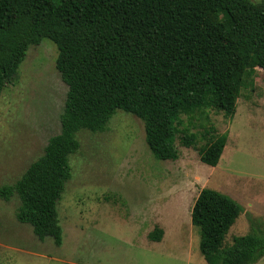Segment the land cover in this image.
<instances>
[{"label": "trees", "instance_id": "1", "mask_svg": "<svg viewBox=\"0 0 264 264\" xmlns=\"http://www.w3.org/2000/svg\"><path fill=\"white\" fill-rule=\"evenodd\" d=\"M43 38L56 45L55 66L68 87L60 132L19 179L0 186V198L16 195L17 220L60 245L57 205L77 133L104 131L117 109L143 121L157 159H178V139L202 162L218 164L227 134L208 112L232 117L255 69L264 70V0H0V95ZM195 117L205 122L200 130ZM241 211L224 193L199 191L190 219L204 264H255L264 255V235L253 232L224 245ZM162 235L159 227L148 234L153 241Z\"/></svg>", "mask_w": 264, "mask_h": 264}, {"label": "rangeland", "instance_id": "2", "mask_svg": "<svg viewBox=\"0 0 264 264\" xmlns=\"http://www.w3.org/2000/svg\"><path fill=\"white\" fill-rule=\"evenodd\" d=\"M57 55L48 38L31 45L18 78L0 95V186L19 179L60 132L68 87L56 69ZM208 114L209 123L227 134L216 166L178 139V159H157L145 142L143 121L120 109L104 131H79L71 177L57 205L61 244L39 239L17 220L16 195L0 198V264H204L199 228L190 219L203 187L242 208L224 245L234 236H263L264 70L255 69L253 85L241 90L232 117ZM193 123L197 130L205 125L198 117ZM155 227L163 230L160 241L148 236ZM255 264H264V255Z\"/></svg>", "mask_w": 264, "mask_h": 264}]
</instances>
